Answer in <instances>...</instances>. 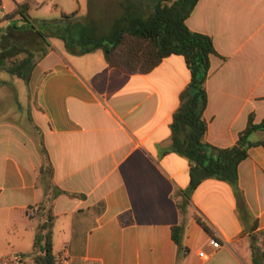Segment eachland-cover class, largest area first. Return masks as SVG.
Masks as SVG:
<instances>
[{
    "label": "crops",
    "instance_id": "crops-1",
    "mask_svg": "<svg viewBox=\"0 0 264 264\" xmlns=\"http://www.w3.org/2000/svg\"><path fill=\"white\" fill-rule=\"evenodd\" d=\"M124 2L0 0V90L13 93L0 101V232L9 233L12 250L27 255L15 247L31 241L35 253L43 220L28 212L46 203L57 264H253L256 221L264 232V131L252 134L255 145L239 165L251 216L243 219L229 183L207 179L191 195L181 251L173 227L183 222L179 204L191 164L162 152L171 147L173 115L191 79L184 57L171 55L147 74H128L110 66L102 50L73 54L62 39L39 36L19 16L4 20L23 3L30 4L31 19L75 11L109 19ZM186 24L210 36L218 52L206 83V139L234 146L250 115L255 123L264 119V0H199ZM13 46L24 50L3 59ZM28 51L34 64L25 81L10 68ZM45 156L61 191L50 203L41 184ZM213 237L220 249L210 245Z\"/></svg>",
    "mask_w": 264,
    "mask_h": 264
},
{
    "label": "trees",
    "instance_id": "trees-1",
    "mask_svg": "<svg viewBox=\"0 0 264 264\" xmlns=\"http://www.w3.org/2000/svg\"><path fill=\"white\" fill-rule=\"evenodd\" d=\"M198 1L125 0L122 10L109 19H100L93 12L81 18L75 11L55 20L31 19V6L23 3L4 17L6 20L19 16L24 25L30 26L39 36L62 39L70 53L83 55L102 50L110 66L128 74H147L171 55L184 57L191 79L181 92L180 105L173 115L171 147L162 152L163 155L169 152L179 154L191 164L190 185L182 191L184 198L179 204L183 222L173 227V239L181 251L184 250V220L191 195L205 180L214 178L229 183L235 191L241 216L245 221L251 216L239 187V165L248 157L249 148L255 145L250 139L252 134L264 131V119L255 123L254 116L250 115L247 127L240 133L234 146L220 148L207 141L206 83L211 70V57L218 55V52L210 36L194 32L186 24ZM23 50L13 46L4 51L2 57L15 58ZM32 57L28 51L25 59L12 61L10 72L27 81L34 64ZM52 178L53 167L45 156L41 184L45 195L50 197L49 203L61 194L53 185ZM36 214L43 222L35 237L34 263L57 264L53 253L54 216L50 205L42 203ZM197 221L212 234L201 217H197ZM250 243L253 264H264V232L258 231L257 221L251 229Z\"/></svg>",
    "mask_w": 264,
    "mask_h": 264
},
{
    "label": "rangeland",
    "instance_id": "rangeland-1",
    "mask_svg": "<svg viewBox=\"0 0 264 264\" xmlns=\"http://www.w3.org/2000/svg\"><path fill=\"white\" fill-rule=\"evenodd\" d=\"M5 16H6V14H5ZM10 95L13 96V93L10 94L7 91L0 90V101L5 100V99L7 100ZM17 108L18 107L16 105H14L13 111H16ZM14 115H16V114H14ZM12 117L14 119L16 116H12ZM8 237H9L8 232H6V231L0 232V253L12 250V246H9ZM15 248L25 252L27 254L25 256L27 259H29L30 264H35L33 261V257L35 256V253L29 251L31 249V241L30 242L29 241L21 242V243L17 244Z\"/></svg>",
    "mask_w": 264,
    "mask_h": 264
},
{
    "label": "built area",
    "instance_id": "built-area-1",
    "mask_svg": "<svg viewBox=\"0 0 264 264\" xmlns=\"http://www.w3.org/2000/svg\"><path fill=\"white\" fill-rule=\"evenodd\" d=\"M28 213L30 216H34L36 215V210L34 208L29 209ZM209 243L215 250L222 247V244L218 238H211ZM200 256L204 257V253L201 252ZM0 264H30V261L20 251L10 250L0 253Z\"/></svg>",
    "mask_w": 264,
    "mask_h": 264
}]
</instances>
